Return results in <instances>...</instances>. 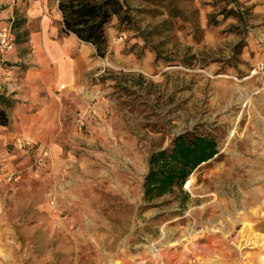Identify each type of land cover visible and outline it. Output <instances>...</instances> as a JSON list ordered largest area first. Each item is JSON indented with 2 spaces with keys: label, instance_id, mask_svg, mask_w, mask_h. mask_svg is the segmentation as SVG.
<instances>
[{
  "label": "rangeland",
  "instance_id": "obj_1",
  "mask_svg": "<svg viewBox=\"0 0 264 264\" xmlns=\"http://www.w3.org/2000/svg\"><path fill=\"white\" fill-rule=\"evenodd\" d=\"M35 1L62 24L60 0H0V94L17 101L0 127V264H264V0H125L131 29L114 16L105 58L72 53V85L34 61ZM187 132L219 153L144 202L150 155Z\"/></svg>",
  "mask_w": 264,
  "mask_h": 264
},
{
  "label": "trees",
  "instance_id": "obj_2",
  "mask_svg": "<svg viewBox=\"0 0 264 264\" xmlns=\"http://www.w3.org/2000/svg\"><path fill=\"white\" fill-rule=\"evenodd\" d=\"M125 0H60L58 8L63 17V33L75 35L80 41L91 44L97 56L105 58L110 41L107 28L113 17L120 18V25L131 29L132 18ZM161 3L164 0H160ZM169 6L170 16L177 18L184 12L173 2ZM17 101L0 94V127L11 124L10 108ZM219 153L218 142L211 135L187 132L177 136L165 149L153 152L148 160V172L143 183V200H154L184 192L183 188L194 171Z\"/></svg>",
  "mask_w": 264,
  "mask_h": 264
},
{
  "label": "crops",
  "instance_id": "obj_3",
  "mask_svg": "<svg viewBox=\"0 0 264 264\" xmlns=\"http://www.w3.org/2000/svg\"><path fill=\"white\" fill-rule=\"evenodd\" d=\"M30 11L31 14L28 15L30 19H35L39 16L42 17L39 31L30 39V45L33 44L35 47L33 54L37 67L41 69L42 75L45 74L48 67L52 68V78L54 79L51 82L56 84L64 82L72 85V53L78 50L81 57H87L92 54V50L82 45L85 44L93 48L95 47L80 41L75 35H61L64 25L62 13L61 16L58 13L60 12L59 8L56 17L60 19L58 22L60 21L62 23L60 24L61 26L54 25L49 20L47 16L48 5L46 3L35 1V6ZM4 57L7 58L8 55ZM50 88H53V86L51 85ZM31 89H33L32 86H30L28 93H30ZM19 94L23 95L22 93L15 95L18 96Z\"/></svg>",
  "mask_w": 264,
  "mask_h": 264
},
{
  "label": "built area",
  "instance_id": "obj_4",
  "mask_svg": "<svg viewBox=\"0 0 264 264\" xmlns=\"http://www.w3.org/2000/svg\"><path fill=\"white\" fill-rule=\"evenodd\" d=\"M14 49L13 38L11 37V26H6L0 31V53H8ZM264 70V66H262ZM25 145V144H24ZM39 166L44 165L45 162L42 157L38 159ZM21 176L19 174H11L8 176V182L13 180H19Z\"/></svg>",
  "mask_w": 264,
  "mask_h": 264
},
{
  "label": "bare ground",
  "instance_id": "obj_5",
  "mask_svg": "<svg viewBox=\"0 0 264 264\" xmlns=\"http://www.w3.org/2000/svg\"><path fill=\"white\" fill-rule=\"evenodd\" d=\"M64 87V86H63Z\"/></svg>",
  "mask_w": 264,
  "mask_h": 264
}]
</instances>
